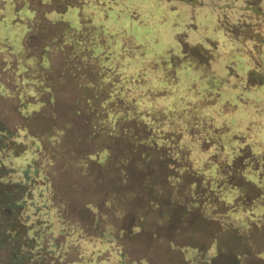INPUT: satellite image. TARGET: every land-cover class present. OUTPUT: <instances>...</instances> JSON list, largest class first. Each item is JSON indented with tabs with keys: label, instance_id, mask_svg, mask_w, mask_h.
<instances>
[{
	"label": "rangeland",
	"instance_id": "rangeland-1",
	"mask_svg": "<svg viewBox=\"0 0 264 264\" xmlns=\"http://www.w3.org/2000/svg\"><path fill=\"white\" fill-rule=\"evenodd\" d=\"M176 1L0 0V122L21 140L16 161L36 171L32 190L41 193L39 210L28 211L33 221L44 222L33 260L264 264L237 258L264 252V227L255 226L241 207L231 223L198 211L188 213L185 228L156 223L130 198L108 204L109 181L96 185L99 170L82 160L106 151L117 156L142 135L154 145L175 141L183 154L192 153L194 169L206 175L209 186L216 181L220 198L237 199L254 215L264 213V161L251 154L250 132L259 128L257 122L250 126V109L240 107L224 116L220 108L230 112L234 97L215 87L216 76L201 69L199 54L181 61L175 41L179 34L188 43L206 37L230 49L233 58L240 46L214 30L209 6L191 11ZM187 19L195 30L185 29ZM256 117L264 120V114ZM257 138L264 145V127ZM228 172L225 182L222 174ZM181 210L170 213L173 221ZM180 248L199 256L185 259Z\"/></svg>",
	"mask_w": 264,
	"mask_h": 264
},
{
	"label": "trees",
	"instance_id": "trees-1",
	"mask_svg": "<svg viewBox=\"0 0 264 264\" xmlns=\"http://www.w3.org/2000/svg\"><path fill=\"white\" fill-rule=\"evenodd\" d=\"M205 1L208 3L203 0H177L176 5L183 6L184 3L193 7L191 11L209 6L213 13L214 30L231 45L240 46L239 56L233 58L230 49L214 45L209 38L188 43L184 35L179 34L175 38L181 50L179 59H195L197 54L204 58V64H199L201 69L216 76L215 87L221 89L225 97H234L232 102L235 106L230 112H222L220 108L224 116L230 115L238 107L250 109L252 117L247 119L250 120L249 125L257 122L259 126L250 132L252 150L254 147V153L251 154L253 160L264 161V145L257 138V133L264 127V120L259 123L256 117L257 114H264V0ZM184 27L186 30H195L197 25L192 19H187ZM219 59H223L224 63H217ZM247 125L248 122L243 126ZM14 137V133L0 122V249L4 250L3 256L0 254V264H42L39 260H33V257L42 236L38 230L44 222L40 219L33 221L28 214L32 207L39 210L35 201L41 193L37 190L34 195L32 190L34 183L31 181L37 176L36 171L30 173L27 163H22L23 167H20L21 163L19 165L16 161L22 149L19 147L21 140L16 141ZM129 143V148L117 156L106 151L102 155L82 157V160L91 162L99 170L96 173V185L102 186L104 179L109 181L106 192L108 204H118L121 196L130 198L131 204L149 213L156 223L178 222L176 225L183 228L186 227L184 224L190 212L198 211L204 218L225 224L238 220L241 213L237 210L241 207L246 211L243 215L247 219H255V226L264 227V213L254 215V210L238 203L237 199L220 198L216 181L209 186L206 175L194 169L192 153L183 154L177 142L154 145L146 142L145 135H142L139 138L133 137ZM211 164L215 169L218 167L219 173H224L218 160L211 158ZM105 174L108 178H105ZM226 174H222L225 182L232 175L229 172ZM42 186L45 193L50 192L48 184ZM228 189L240 190V187L229 185ZM176 209L182 210L173 221L175 214L170 213ZM210 244L209 257L214 254L215 243ZM179 251L185 254V259L188 257L191 261L196 255L199 256L197 251L194 257L184 248Z\"/></svg>",
	"mask_w": 264,
	"mask_h": 264
},
{
	"label": "crops",
	"instance_id": "crops-1",
	"mask_svg": "<svg viewBox=\"0 0 264 264\" xmlns=\"http://www.w3.org/2000/svg\"><path fill=\"white\" fill-rule=\"evenodd\" d=\"M258 254L261 257L260 256H258V257L255 256V255H258ZM258 254H255V253H252V252H250V253H242L237 258H243V259H245L244 260L245 262L250 261V259H252V260L256 259L257 261L259 260V261L264 263V252L262 254L261 253H258Z\"/></svg>",
	"mask_w": 264,
	"mask_h": 264
}]
</instances>
